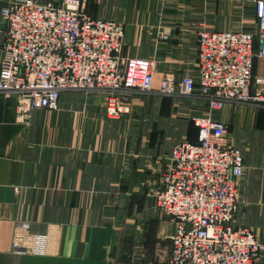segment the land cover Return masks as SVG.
Masks as SVG:
<instances>
[{"label": "crops", "instance_id": "0c3cea01", "mask_svg": "<svg viewBox=\"0 0 264 264\" xmlns=\"http://www.w3.org/2000/svg\"><path fill=\"white\" fill-rule=\"evenodd\" d=\"M14 1L0 0V48L1 11ZM257 1L94 0L89 10L124 25L123 57L156 61L157 90L165 77H197L201 31L256 32ZM256 71L264 77V60ZM104 101L65 92L57 111L20 123L17 101L0 96V264H169L175 225L153 194L174 146L198 143L192 118L208 115L207 106L155 92L128 97L124 114L110 119ZM212 115L244 157L234 223L264 246V105L227 104ZM39 235L44 254L32 248Z\"/></svg>", "mask_w": 264, "mask_h": 264}, {"label": "built area", "instance_id": "2783aa9c", "mask_svg": "<svg viewBox=\"0 0 264 264\" xmlns=\"http://www.w3.org/2000/svg\"><path fill=\"white\" fill-rule=\"evenodd\" d=\"M91 1L15 0L2 9L0 96L17 101L20 123L35 111H57L71 91L103 95L110 119L120 118L125 98L134 95L205 102L209 114L192 118L198 143L174 146L153 194L156 208L175 225L169 264H259V237L234 223L244 157L228 126L212 114L227 104L264 105V77L254 75L256 61L264 60V0L255 4L256 32H200L197 77H165L157 90L156 61L123 57L124 26L93 18ZM169 39L163 32L161 40ZM34 238V252L44 254L47 236ZM14 249H22L17 240Z\"/></svg>", "mask_w": 264, "mask_h": 264}, {"label": "rangeland", "instance_id": "374dc122", "mask_svg": "<svg viewBox=\"0 0 264 264\" xmlns=\"http://www.w3.org/2000/svg\"><path fill=\"white\" fill-rule=\"evenodd\" d=\"M94 1V0H93ZM92 2V1H91ZM91 2H90V4H91ZM90 4H89V7H90ZM89 12H90V10H89ZM91 14V13H90ZM92 15V14H91ZM93 18H94V16H92ZM97 20V19H96ZM113 21H115V20H113ZM115 22H118V21H115ZM119 24H122V23H120V22H118ZM123 25V24H122ZM124 26V25H123ZM125 28V27H124ZM125 31V30H124ZM203 31H206V30H203ZM169 32V31H168ZM202 32V31H201ZM124 36H125V34H124ZM161 36H162V34L160 35V40H161ZM123 41H124V38H123ZM124 46V45H123ZM257 64H258V61H257ZM257 69V68H256ZM255 77L256 78H259L260 76H258L257 75V71H256V74H255ZM71 92H73V93H82V94H86V93H84V92H76V91H71ZM86 95H89V94H86ZM128 98H125V100H124V102H126V100H127ZM105 113V112H104ZM106 115V114H105ZM106 117H107V115H106ZM108 118V117H107ZM242 152V151H241ZM243 154V153H242ZM264 247V246H263ZM264 250V249H263ZM262 257V256H261ZM261 260V259H260Z\"/></svg>", "mask_w": 264, "mask_h": 264}, {"label": "trees", "instance_id": "16d2710c", "mask_svg": "<svg viewBox=\"0 0 264 264\" xmlns=\"http://www.w3.org/2000/svg\"><path fill=\"white\" fill-rule=\"evenodd\" d=\"M257 48V46L255 47V49ZM256 68H257V61H256ZM256 68L254 70V75L256 74Z\"/></svg>", "mask_w": 264, "mask_h": 264}, {"label": "bare ground", "instance_id": "6f19581e", "mask_svg": "<svg viewBox=\"0 0 264 264\" xmlns=\"http://www.w3.org/2000/svg\"><path fill=\"white\" fill-rule=\"evenodd\" d=\"M257 235V234H256Z\"/></svg>", "mask_w": 264, "mask_h": 264}]
</instances>
